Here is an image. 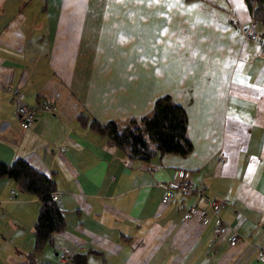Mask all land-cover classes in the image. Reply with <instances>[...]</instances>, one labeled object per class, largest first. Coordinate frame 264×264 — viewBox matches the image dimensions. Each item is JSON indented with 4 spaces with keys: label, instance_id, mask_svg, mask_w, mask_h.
Listing matches in <instances>:
<instances>
[{
    "label": "crops",
    "instance_id": "crops-1",
    "mask_svg": "<svg viewBox=\"0 0 264 264\" xmlns=\"http://www.w3.org/2000/svg\"><path fill=\"white\" fill-rule=\"evenodd\" d=\"M239 23L257 29L244 0H0V160L48 174L64 218L34 264H62L57 246L84 252L66 264H264V52ZM15 91L55 112L22 127ZM163 93L185 109V154L130 158L76 119L138 116ZM183 174L243 242L182 217L192 196L160 200ZM37 207L0 176V264H29Z\"/></svg>",
    "mask_w": 264,
    "mask_h": 264
},
{
    "label": "trees",
    "instance_id": "trees-1",
    "mask_svg": "<svg viewBox=\"0 0 264 264\" xmlns=\"http://www.w3.org/2000/svg\"><path fill=\"white\" fill-rule=\"evenodd\" d=\"M244 2L252 21L257 23V34L263 37L264 0ZM76 119L80 125L104 135L107 140L121 147L130 158H149L162 152L185 154L191 148L186 132L185 109L168 93L156 96L150 110L138 116L98 121L80 111L76 114ZM0 176L11 177L19 190L30 192L37 197V213L31 225L32 246L27 252V262L34 264L35 253L51 241V232L64 226L62 209L55 199L50 198V192L55 188L54 181L21 156H14L10 161L0 160ZM182 194L191 196L190 193ZM83 257L84 252H71L68 259L83 263Z\"/></svg>",
    "mask_w": 264,
    "mask_h": 264
},
{
    "label": "built area",
    "instance_id": "built-area-1",
    "mask_svg": "<svg viewBox=\"0 0 264 264\" xmlns=\"http://www.w3.org/2000/svg\"><path fill=\"white\" fill-rule=\"evenodd\" d=\"M237 29L245 39H251L257 42L260 51L264 52V36L260 37L252 24L239 23ZM14 97L17 99L15 112L18 115L22 127L28 126L35 116L42 111L55 112V104L49 99H43L35 104H28L22 99V93L20 91H15ZM162 186L163 190L160 195L162 202L172 201L177 192L191 194L193 199L188 202H183L180 206L182 217L194 216L201 223L211 221L212 233L214 235L225 233L228 244H238L244 241L243 236L220 216L219 210L224 202L223 199L208 196L203 184L190 182L186 174H183L179 178L163 182ZM9 191L13 192V189ZM50 198H57L56 190L50 192ZM198 200H202L203 205L198 204ZM253 254L259 260L264 259V247H255ZM70 255V251L61 246H57V257L60 263L67 262Z\"/></svg>",
    "mask_w": 264,
    "mask_h": 264
},
{
    "label": "rangeland",
    "instance_id": "rangeland-1",
    "mask_svg": "<svg viewBox=\"0 0 264 264\" xmlns=\"http://www.w3.org/2000/svg\"><path fill=\"white\" fill-rule=\"evenodd\" d=\"M200 222V221H199Z\"/></svg>",
    "mask_w": 264,
    "mask_h": 264
}]
</instances>
